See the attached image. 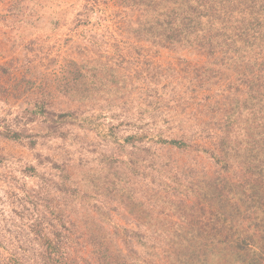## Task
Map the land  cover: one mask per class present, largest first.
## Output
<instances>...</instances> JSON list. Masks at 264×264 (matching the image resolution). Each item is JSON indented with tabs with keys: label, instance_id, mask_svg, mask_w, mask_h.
I'll list each match as a JSON object with an SVG mask.
<instances>
[{
	"label": "trees",
	"instance_id": "1",
	"mask_svg": "<svg viewBox=\"0 0 264 264\" xmlns=\"http://www.w3.org/2000/svg\"><path fill=\"white\" fill-rule=\"evenodd\" d=\"M115 3L129 11L120 26L127 41L197 50L205 62L194 79L201 85L228 82L221 99L205 104L209 114L205 124L214 125L219 139L212 149L182 132L187 131L185 121L196 127V114L207 113L200 107L191 118L182 112L160 113L149 122H156L158 127L153 128L144 118L156 111L159 101L142 98L143 106L136 101L128 110L126 106L114 110L117 99L131 96L137 85L133 77L98 56L84 57L82 62L72 57L57 76L61 102L101 99V113L55 109V95L43 92L20 103L23 108L0 122V134L34 148L48 136L66 137L72 127L88 128L116 145L118 153L102 152L96 165L86 163L84 168L47 157L60 176L58 186L66 203H47L41 213L33 212L27 230L40 244V256L33 264H83L67 245L77 223L70 220L65 226L66 210L82 216V235L92 247L91 264H264V0ZM85 12L93 13V7L86 6ZM23 78L32 84L27 76ZM134 108L145 113L130 112ZM169 121L173 126H168ZM33 123L38 131L29 127ZM174 130L181 133L174 136ZM159 145L166 153L157 157ZM176 148L192 154L196 165L188 163L177 170L168 153ZM203 154L212 160V168L197 160L196 155ZM42 161L31 163L24 172L34 175ZM139 177L148 183L137 184ZM105 200L121 208L122 216L136 227L115 222ZM118 238L124 240L126 252ZM28 243L31 247L32 240ZM21 245L28 248L24 241ZM27 252L8 257L4 264H30L24 260L30 259Z\"/></svg>",
	"mask_w": 264,
	"mask_h": 264
},
{
	"label": "rangeland",
	"instance_id": "2",
	"mask_svg": "<svg viewBox=\"0 0 264 264\" xmlns=\"http://www.w3.org/2000/svg\"><path fill=\"white\" fill-rule=\"evenodd\" d=\"M86 6L93 7L94 12L87 15ZM125 10L115 0H0V122L5 123V119L13 116L11 113L23 108L20 103L42 96L43 92L55 95V109L63 107L78 109L85 115L100 114L101 99L83 103L70 101V104L61 102L62 92L56 87L61 78L58 81L57 76L64 67H68L67 62L72 57L82 62L84 57L98 56L115 65L124 74L132 76L133 83L137 84L135 89L125 100L117 99L114 110L122 106L128 110L135 106L136 101L143 106L146 102L141 101L142 98L159 101L160 106L155 107L156 111L147 113L144 118L152 128L157 126L156 122H149L160 113L182 112L185 118H191L196 107L206 110L208 104L225 95L223 90L228 82L201 85L194 79L197 68L205 62V56L199 51L175 50L137 39L127 41L124 28L122 31L120 27L129 14ZM24 75L32 84L23 80ZM44 86L46 89H43ZM153 86L158 89L154 90ZM138 109L134 108L130 112ZM139 112L145 113L141 109ZM202 112L195 116L198 120L196 127L193 121H185L187 131L182 132L189 133L195 142L213 149L219 139V131L214 125L205 124L209 114L207 110V113ZM168 126H173V123L169 121ZM29 127L33 131L39 130L36 123ZM67 130L64 128V131ZM172 133L177 136L181 132L174 130ZM161 147H157L158 150L160 148L157 157L166 153V149ZM126 149L129 150V146ZM102 152L118 153V149L88 128L72 127L66 137L48 136L34 148L0 134V264L15 254L23 257L25 249L30 259L24 257V260L33 264L34 258L40 256V244L34 234L27 230L33 212L41 213L47 203L65 206L63 192L58 186L60 176L51 166V161H47V157L59 164H80V168H84L86 163L96 165ZM168 153L177 170L188 163L196 165L192 154L177 148ZM196 158L204 167H213L208 155H196ZM41 160L44 163H39L34 175L24 172L28 165ZM71 175L75 176L73 170ZM163 177L170 181L165 173ZM136 182L144 186L148 183L142 177ZM24 194L34 202L26 200ZM105 206L109 207L112 219L119 225L136 227L134 222L122 216L121 208H116V205L106 200ZM64 213L65 226L70 225V220L77 223L67 241L71 255L79 256L83 264H86L84 260L91 264L92 247L87 241V235H82V220L79 219L82 216L74 215L69 210ZM81 213L84 214V211L79 210ZM58 228H63L60 223ZM25 240H32L31 247L26 246L29 243ZM23 241L28 248H22ZM118 244L126 252L124 240L118 238ZM134 248L144 253L140 245L135 244Z\"/></svg>",
	"mask_w": 264,
	"mask_h": 264
}]
</instances>
